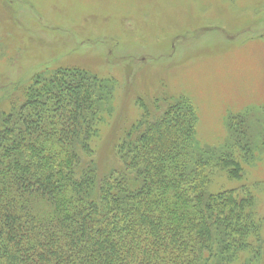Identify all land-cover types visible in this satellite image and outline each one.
Masks as SVG:
<instances>
[{
  "label": "trees",
  "instance_id": "16d2710c",
  "mask_svg": "<svg viewBox=\"0 0 264 264\" xmlns=\"http://www.w3.org/2000/svg\"><path fill=\"white\" fill-rule=\"evenodd\" d=\"M109 80L41 72L2 113L0 264H261L254 193L210 190L213 170L243 175L246 119L230 122L237 155L198 152L193 104L148 101L103 175L91 143Z\"/></svg>",
  "mask_w": 264,
  "mask_h": 264
},
{
  "label": "rangeland",
  "instance_id": "374dc122",
  "mask_svg": "<svg viewBox=\"0 0 264 264\" xmlns=\"http://www.w3.org/2000/svg\"><path fill=\"white\" fill-rule=\"evenodd\" d=\"M74 66L113 87L91 143L103 175L148 101L193 104L198 152L238 151L230 122L246 119L243 175L213 170L210 190L254 193L264 264V0H0V122L38 73Z\"/></svg>",
  "mask_w": 264,
  "mask_h": 264
}]
</instances>
